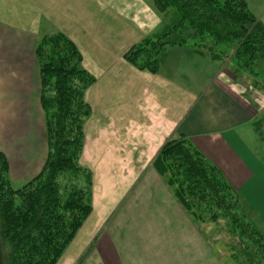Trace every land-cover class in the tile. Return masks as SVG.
I'll use <instances>...</instances> for the list:
<instances>
[{"label": "crops", "instance_id": "0c3cea01", "mask_svg": "<svg viewBox=\"0 0 264 264\" xmlns=\"http://www.w3.org/2000/svg\"><path fill=\"white\" fill-rule=\"evenodd\" d=\"M247 2L264 24V0ZM106 19L119 29L112 38ZM166 27L148 0H0V151L10 161L14 153L27 151L18 139L13 154L6 147L11 144L7 124L18 113L27 119L38 116L40 127L44 124L35 55L39 39L66 35L80 50L84 68L96 78L86 93L92 114L82 156L94 172L93 211L79 234L91 220L108 219L133 186L154 174L153 163L168 140L180 137L189 139L242 198L264 214V165L250 141L258 136L263 105L250 99L246 84L231 73L227 62L173 47L153 74L124 59L130 48L157 37ZM45 159L41 155L39 172ZM33 162L32 156L20 157L14 165L11 161V175L13 170L24 174ZM179 215L186 217L180 209ZM88 245L69 249L58 264H76L79 257L74 256Z\"/></svg>", "mask_w": 264, "mask_h": 264}, {"label": "trees", "instance_id": "16d2710c", "mask_svg": "<svg viewBox=\"0 0 264 264\" xmlns=\"http://www.w3.org/2000/svg\"><path fill=\"white\" fill-rule=\"evenodd\" d=\"M154 4L160 14L175 9L177 19L157 37L130 48L124 55L129 64L157 74L170 48L190 47L215 60L223 59L228 48L235 73H250L264 86V25L247 0ZM35 55L48 154L39 174L13 190L8 159L0 153V239L9 246L7 264H58L93 211L92 174L80 159L92 114L86 93L96 78L84 68L76 44L62 33L43 37ZM153 166L160 175H170L169 184L188 211L202 221L227 218L264 258V234L239 214V193L189 139L168 140Z\"/></svg>", "mask_w": 264, "mask_h": 264}, {"label": "rangeland", "instance_id": "374dc122", "mask_svg": "<svg viewBox=\"0 0 264 264\" xmlns=\"http://www.w3.org/2000/svg\"><path fill=\"white\" fill-rule=\"evenodd\" d=\"M148 1L155 8V0ZM92 2L93 0H91ZM81 10L79 11L80 15H83L84 12ZM93 11L94 8L91 4L89 14H93ZM161 15L167 27L172 26L177 19L176 10L172 8ZM106 29L111 38L119 30L111 19H106ZM42 38L38 40V43ZM224 49V58L220 61L227 62L231 73L246 84L250 99L263 105L261 107L263 111L259 116L260 120L256 125L258 136L252 135L250 141L264 165V86L256 84L255 77L250 73H235L234 62L228 58L232 53L229 51L230 49ZM1 94H3V90H1ZM43 116L42 127L38 123V116L27 119L26 116L19 115V113L6 126L10 132L11 142V144H6V147L12 154L16 150L18 140L22 142V146L26 145L27 152L22 151L24 155L14 153L15 160L11 156L13 165L20 157L32 156L34 161L31 169L24 171V174L20 170L18 172L13 170L11 175V161L5 152L0 151L8 159L9 178L13 190L23 188L27 182L34 178L42 164L41 155L43 160L47 157L45 115ZM85 127L84 149L86 145ZM42 133H45V137ZM82 156L83 153L80 163L84 168H87L82 162ZM87 169L92 174V191L94 192V172ZM153 173L140 180L127 192V196L119 204L117 211L113 209L109 218H104L106 221L99 223L100 219L98 221L93 219L82 233L79 234L81 229L79 230L66 251L72 249L73 252L87 243L89 245L81 254L76 256L73 254L74 257H79L76 264H106L117 259L120 264H168L173 260L181 259L184 260V264H264V258L256 249L250 247L248 240L241 237L239 231L233 228L227 218H220L217 221H202L178 200L175 187L169 184L170 175H160L154 166ZM231 186L240 196L239 214H243L249 223L264 234V214L256 212L251 203L242 198L239 190L232 184ZM262 194L263 192L260 191V195ZM179 209L186 217L179 215ZM89 218L84 225L89 221ZM8 254V244L0 239V264H7Z\"/></svg>", "mask_w": 264, "mask_h": 264}]
</instances>
